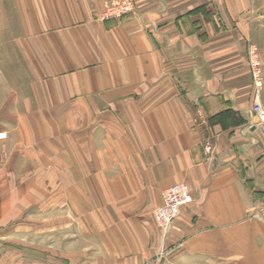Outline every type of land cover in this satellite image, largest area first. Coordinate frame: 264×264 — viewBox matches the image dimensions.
Here are the masks:
<instances>
[{
	"label": "crops",
	"instance_id": "obj_1",
	"mask_svg": "<svg viewBox=\"0 0 264 264\" xmlns=\"http://www.w3.org/2000/svg\"><path fill=\"white\" fill-rule=\"evenodd\" d=\"M113 1L0 0V264H264L249 0Z\"/></svg>",
	"mask_w": 264,
	"mask_h": 264
},
{
	"label": "built area",
	"instance_id": "obj_2",
	"mask_svg": "<svg viewBox=\"0 0 264 264\" xmlns=\"http://www.w3.org/2000/svg\"><path fill=\"white\" fill-rule=\"evenodd\" d=\"M135 11V0H114L104 11L103 20H118L122 17L132 14ZM251 66L253 68V81L255 82V95L252 106V125L264 126V106L260 101V88L263 86L261 79V65L257 49L250 48ZM208 150L212 145L208 142ZM193 194L190 186L186 182H178L168 187L163 193L162 203L155 209L154 217L160 230L161 248L159 250L156 262L160 264L166 254V241L175 219L179 216L181 208L193 201Z\"/></svg>",
	"mask_w": 264,
	"mask_h": 264
},
{
	"label": "rangeland",
	"instance_id": "obj_3",
	"mask_svg": "<svg viewBox=\"0 0 264 264\" xmlns=\"http://www.w3.org/2000/svg\"><path fill=\"white\" fill-rule=\"evenodd\" d=\"M241 23L245 27L243 42L247 50V60L251 75H253V68L250 64V48L254 46L258 52L261 65V79L263 81V86L260 88V101L264 106V0H249L248 14L241 18ZM253 84L255 87L254 81Z\"/></svg>",
	"mask_w": 264,
	"mask_h": 264
},
{
	"label": "bare ground",
	"instance_id": "obj_4",
	"mask_svg": "<svg viewBox=\"0 0 264 264\" xmlns=\"http://www.w3.org/2000/svg\"><path fill=\"white\" fill-rule=\"evenodd\" d=\"M260 127H262V126H260Z\"/></svg>",
	"mask_w": 264,
	"mask_h": 264
}]
</instances>
